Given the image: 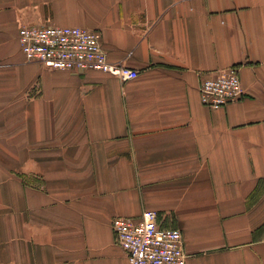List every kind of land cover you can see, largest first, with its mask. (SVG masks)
Masks as SVG:
<instances>
[{"label":"crops","instance_id":"0c3cea01","mask_svg":"<svg viewBox=\"0 0 264 264\" xmlns=\"http://www.w3.org/2000/svg\"><path fill=\"white\" fill-rule=\"evenodd\" d=\"M26 23L139 77L30 63ZM230 67L244 98L206 107ZM148 210L187 264H264V0H0V264H129L112 221Z\"/></svg>","mask_w":264,"mask_h":264},{"label":"built area","instance_id":"2783aa9c","mask_svg":"<svg viewBox=\"0 0 264 264\" xmlns=\"http://www.w3.org/2000/svg\"><path fill=\"white\" fill-rule=\"evenodd\" d=\"M19 42L26 60L52 70L84 69L112 75L122 81L139 73L109 60L100 32L82 27L24 24ZM202 103L218 109L245 96L237 67L218 72L200 85ZM112 229L129 264H187L181 230L160 225L155 211H145L140 220L116 217Z\"/></svg>","mask_w":264,"mask_h":264}]
</instances>
